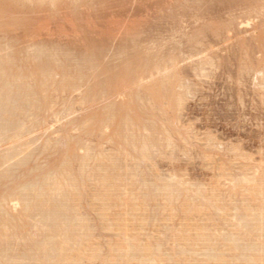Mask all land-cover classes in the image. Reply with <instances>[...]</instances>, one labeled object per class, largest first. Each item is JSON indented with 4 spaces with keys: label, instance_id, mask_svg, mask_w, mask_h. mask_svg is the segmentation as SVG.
I'll list each match as a JSON object with an SVG mask.
<instances>
[{
    "label": "rangeland",
    "instance_id": "374dc122",
    "mask_svg": "<svg viewBox=\"0 0 264 264\" xmlns=\"http://www.w3.org/2000/svg\"><path fill=\"white\" fill-rule=\"evenodd\" d=\"M189 1L0 0V264H264V0Z\"/></svg>",
    "mask_w": 264,
    "mask_h": 264
},
{
    "label": "bare ground",
    "instance_id": "6f19581e",
    "mask_svg": "<svg viewBox=\"0 0 264 264\" xmlns=\"http://www.w3.org/2000/svg\"><path fill=\"white\" fill-rule=\"evenodd\" d=\"M111 1H113V0H111ZM118 1H119V0H118ZM181 1H182V0H181ZM185 1H186V0H185ZM187 1H189V0H187ZM194 1H195V0H194ZM221 1H222V0H221ZM229 1H230V0H229ZM242 1H245V2H246L247 0H242ZM92 2H93V0H92ZM189 2H191V0H190ZM223 2H224V1H223ZM239 2H240V1H239ZM248 2H249V0H248ZM262 2H263V1H262ZM118 3H119V2H118ZM118 3H116V4L118 5ZM121 3H122V2H121ZM236 3H237V2H236ZM259 3H260V2H259ZM184 4H185V3H184ZM193 4H194V2H193ZM197 4H198V3H197ZM197 4H196V5H197ZM219 4H220V3H219ZM246 4H247V3H246ZM202 5H203V4H202ZM229 5H230V4H229ZM258 5H259V4H258ZM260 5H261V4H260ZM100 6H101V5H100ZM204 6H205V5H204ZM245 6H246V5H245ZM202 7H203V6H202ZM205 7H207V6H205ZM168 8H169V7H168ZM199 8H200V7H199ZM203 8H204V7H203ZM183 10H184V9H183ZM187 10H188V9H187ZM196 10H197V9H196ZM200 10H201V8H200ZM203 10H204V9H203ZM203 10H202V11H203ZM205 10H206V9H205ZM168 11H170V10H168ZM188 11H189V10H188ZM206 11H207V10H206ZM189 12H190V11H189ZM192 12H193V10H192ZM200 12H201V11H200ZM200 12H199V13H200ZM224 12H225V11H224ZM240 12H241V11H240ZM170 13H171V12H170ZM200 14H201V13H200ZM207 14H208V13H207ZM257 14H258V13H257ZM260 14H261V13H260ZM159 15H160V14H159ZM173 15H174L173 17L177 16V15H175V14H173ZM239 15H240V14H239ZM170 16H171V15H170ZM196 16H197V14H196ZM171 17H172V16H171ZM171 17H170V18H171ZM180 17H181V16H180ZM249 17H250V16H249ZM153 18H154V17H153ZM175 18H176V17H175ZM207 18H208V17H207ZM225 18H226V17H225ZM171 19H172V18H171ZM173 19H174V18H173ZM181 19H182V17H181ZM233 19H234V18H233ZM235 19H236V18H235ZM235 19H234V22H235ZM238 19H239V18H238ZM199 20H200V19H199ZM226 20H227V19H226ZM228 20L230 21V23L233 21L232 19H231V20H232V21H231L229 18H228ZM229 21H228V22H229ZM214 23H215V22H214ZM217 23H218V22H217ZM222 23H223V21H222ZM209 24H211V23H209ZM215 24H216V23H215ZM225 24H226V23L224 22V25H225ZM245 24H246V23H245ZM157 25H158V24H157ZM216 25H217V24H216ZM220 25H221V24H220ZM224 25H221V26H224ZM232 25H233V23H232ZM217 26H219V24H218ZM203 27H205V26H203ZM212 27H214L213 24H212ZM233 27H234V26H233ZM236 27H237V25H236ZM200 28H201V27H199V29H200ZM217 28H218V27H217ZM237 28H238V27H237ZM263 28H264V27H263ZM199 29H198V30H199ZM218 29H219V28H218ZM147 30H148V29H147ZM202 30H203V29H202ZM213 30H214V29H213ZM234 30H235V29H234ZM149 31H150V30H149ZM200 31H201V29H200ZM208 31H209V29H208ZM215 31H216V29H215ZM262 31H263V30H262ZM155 32H156V31H155ZM170 32H171V31H170ZM204 32H205V31H204ZM213 32H214V31H213ZM157 33H158V32H157ZM193 33H194V31H193ZM208 33H210V31H209ZM222 33H223V32H222ZM225 33H226V32H225ZM200 34H201V33H200ZM205 34H206V33H205ZM212 34L214 35L215 32L212 33ZM191 35H192V34H191ZM198 35H199V34H198ZM210 35H211V33H210ZM218 35H219V34H217V35H215V36L217 37ZM193 36H194V35H193ZM201 36H202V35H201ZM215 36H214V37H215ZM195 37L197 38L198 36H195ZM199 37H200V35H199ZM199 37H198V38H199ZM159 38H160V37H159ZM198 38H197V39H198ZM191 39H192V38H191ZM200 39H201V38H200ZM204 39H205V38H204ZM204 39H203V40H204ZM252 39H253V38H252ZM163 40H164V39H163ZM198 40H199V39H198ZM178 41H179V40H178ZM253 41H254V40H253ZM255 41H256V40H255ZM171 42H172V41H171ZM183 42H184V41H183ZM188 42H189V41H188ZM195 42H196V41H195ZM216 42H217V41H216ZM193 43H194V42H193ZM199 43H200V42H199ZM216 44H217V43H216ZM165 45H166V44H165ZM197 46H199V45H196V48H197ZM93 47H94V46H93ZM261 47H262V46H261ZM167 48H168V47H167ZM167 48H166V49H167ZM172 48H173V47H172ZM198 49H200V48H198ZM205 49H206V48H205ZM94 50H95V48H94ZM100 50H101V49H100ZM170 50H172V49H170ZM181 50H182V48H181ZM210 50H211V49H210ZM91 51H92V50H91ZM105 51H106V50H105ZM164 51H165V50H164ZM187 51H188V50H187ZM262 51H263V50H262ZM40 52H42V51H40ZM92 52H93V51H92ZM171 52H172V51H171ZM189 52H190V50H189ZM263 52H264V51H263ZM95 53H96V52H93V56H92V58L95 57V56H94ZM101 53H102V51H101ZM104 53H105V52H104ZM177 53H178V52H177ZM194 54H195V52H194ZM35 55H36V54H35ZM91 55H92V54H91ZM101 55H102V54H101ZM107 55H108V54H107ZM107 55L104 54L103 59H105V56H107ZM173 55H174V53H173ZM176 55H177V54H176ZM38 56H39V55H38ZM38 56H37V57H38ZM41 56H42V55H41ZM97 56H98V55H97ZM178 56H179V54H178ZM263 56H264V55H263ZM21 57H22V56H21ZM27 57H28V55H27ZM191 57H192V56H191ZM34 58H36V57H34ZM34 58H33V59H34ZM67 58H68V57H67ZM16 59H17V58H16ZM36 59H37V58H36ZM48 59H49V58H48ZM52 59H53V58H52ZM55 59H56V58H55ZM77 59H78V58H77ZM88 59H90V58H86V60H87V63H88V61H90V62H89V66H90V68H91V67H93V66H91V64H92L91 61H92L93 59H92V60H91V59L88 60ZM18 60H19V59H18ZM22 60H23V59H22ZM46 60H47V59H46ZM68 60H69V59H68ZM68 60H67V62L69 63ZM94 60H95V61H99V60H96V59H94ZM12 61H13V60H12ZM24 61H25V60H24ZM26 61H27V60H26ZM30 61H31V60H30ZM30 61H29V62H30ZM79 61H80V60H79ZM79 61H78V62H79ZM95 61H94V62H95ZM31 62H32V61H31ZM41 62H42V61H41ZM44 62H45V61H44ZM64 62H65V61H64ZM73 62H74V61H73ZM10 63H11V61H10ZM37 63H40V62L37 61L36 64H37ZM48 63H49V62H47V64H48ZM68 63H67V64H68ZM154 63H155V62H154ZM175 63H176V61H175ZM47 64H46V63H44V64H43V63H40V66H41V69H42V70L45 69V71H48V72H49L50 69H49V66H48V65H50V64H48V65H47ZM53 64H54V63H53ZM53 64H52V65H53ZM55 64H56V63H55ZM55 64H54V65H55ZM67 64H66V66H67V67H70V65H67ZM72 64H73V63H72ZM133 64H134V63H133ZM6 65H7V64H6ZM8 65H9V63H8ZM8 65H7V66H8ZM29 65H30V64H29ZM33 65H34V64H33ZM54 65H53V66H54ZM92 65H93V64H92ZM12 66H13V65H12ZM25 66H26V65H25ZM44 66H45V67H44ZM55 66H56V65H55ZM55 66H54V67H55ZM64 66H65V64L63 65V69H64ZM66 66H65V68H66ZM72 66H74V65H72ZM101 66H102V65H101ZM155 66H156V65H155ZM14 67H15V65H14ZM26 67H27V66H26ZM30 67H31V66H30ZM43 67H44V68H43ZM54 67H53V68H54ZM80 67L83 68L82 66H80ZM94 67H95V65H94ZM97 67H98V64H97ZM97 67H95V68H97ZM135 67H136V66H135ZM135 67L133 66L132 69L135 68ZM31 68H32V67H31ZM31 68H30V69H31ZM56 68H57V66H56ZM99 68H100V67H99ZM99 68H97V69H99ZM3 69H4V68H3ZM18 69H19V68H18ZM25 69H26V68H25ZM32 69H33V68H32ZM47 69H49V70H47ZM58 69H59V67H58ZM63 69H62V70L60 69V70H61L60 72H65V71H66V70L63 71ZM77 69H78V67H77ZM79 69H80V68H79ZM132 69H130V71H131ZM15 70H16V69H15ZM23 70H24V69H23ZM33 70H34L33 72H35V69H33ZM38 70H39V69H38ZM38 70H37V71H38ZM68 70H69V68H68ZM82 70H83V69H82ZM93 70H94V69H93ZM100 70H101V69H100ZM126 70H127V69H126ZM7 71H8V70H7ZM12 71H13V70H12ZM30 71H32V70H30ZM40 71H41V70H40ZM52 71H54V70H52ZM52 71H51V73H52ZM96 71H98V70H96ZM123 71H124V70H123ZM130 71H124V72L120 73V75H121V74H122V75H121V76H120V75H119V76H116V78H115L116 81L112 80V82H116L117 84L120 83L121 80H122V78H123V76L129 75ZM1 72H2V71H1ZM25 72H27V71H25ZM41 72H44V71H41ZM41 72H40V73H41ZM54 72L57 73L56 71H54ZM69 72H72V71H69ZM77 72H78V71H77ZM85 72H86V71H85ZM85 72H84V73H85ZM15 73H16V72H15ZM45 73H46V72H45ZM73 73H74V72H73ZM75 73H76V71H75ZM84 73H83V76L85 75ZM6 74H7V73H6ZM27 74H28V73H27ZM34 74H35V73H34ZM36 74H37V73H36ZM49 74H50V73H49ZM62 74L66 75L65 73H62ZM70 74H71V73H69L68 75H70ZM80 74H81V73H80ZM80 74H79V76H80ZM9 75H10V74H9ZM16 75H17V74H15L14 77H15ZM41 75H42V74H41ZM51 75L53 76V74H51ZM60 75H61V74H60ZM0 76H1V75H0ZM2 76H3V75H2ZM2 76H1V77H2ZM27 76H28V75H27ZM38 76H40V75H38ZM52 76H50V79H51ZM54 76H55V75H54ZM73 76H74V74H73ZM77 76H78V74H77ZM6 77H7V76H5V78H6ZM11 77H13V76H11ZM32 77L35 78L36 76H35V77L32 76ZM42 77H43V76H42ZM42 77H41V78H42ZM66 77H67V76H66ZM44 78H46V80H47L48 77L46 76V77H44ZM52 78H53V77H52ZM80 78H81V77H80ZM83 78H84V77H83ZM0 79L2 80V79H4V78L2 77V78H0ZM6 79H7V78H6ZM10 79H11V78H10ZM27 79H28V78H27ZM48 79H49V78H48ZM63 79H65V78H63ZM68 79L70 80L71 78H66L67 82H69ZM112 79H113V78H112ZM13 80H14V79H13ZM16 80H18V79H16ZM19 80H20V79H19ZM19 80H18V81H19ZM24 80H25V79H24ZM44 80H45V79H43V81H44ZM76 80H77V79H76ZM81 80H82V79H81ZM4 81H5V80H4ZM18 81H17V82H18ZM31 81H32V80H31ZM35 81H36V80H35ZM43 81H42V84H43ZM50 81H51V80H50ZM63 81H64V80H63ZM19 82H20V81H19ZM47 82H48V80H47ZM51 82H52V81H51ZM73 82H74V81H73ZM73 82H72V83H73ZM2 83H3V82H2ZM15 83H16V82H15ZM30 83H31V82H30ZM36 83H37V82H36ZM64 83H65V81H64ZM77 83H79V82H77ZM17 84H18V83H17ZM19 84H20V83H19ZM25 84H26V83H25ZM46 84H47V83H46ZM46 84H45V85H46ZM65 84H66V83H65ZM68 84H69V83H68ZM114 84H115V83H113V86L115 87L117 84H115V85H114ZM8 85H9V84H8ZM21 85H22V83H21ZM36 85H37V84H36ZM54 85H55V83H54ZM62 85H63V84H62ZM66 85H67V84H66ZM72 85H73V84H72ZM15 86H16V85H15ZM15 86H14V87H15ZM43 86H44V85H43ZM58 86H60V85H58ZM76 86H77V85H76ZM2 87H3V86H1V89H3ZM4 87H6V86L4 85ZM16 87L19 89V86H16ZM56 87H57V84H56ZM65 87H66V86H65ZM9 88H10V87H9ZM11 88H12V87H11ZM20 88H21V87H20ZM22 88H23V87H22ZM15 89H16V88H15ZM58 89H59V88H58ZM62 89H63V88H62ZM12 90H13V89H12ZM21 90H22V89H21ZM49 90H50V89H49ZM53 90H54V89H53ZM7 91H8V89H7ZM34 91H35V90H34ZM50 91H51V90H50ZM93 91H94V90H93ZM3 92H4V91H3ZM53 92H54V91H53ZM96 92H97V91H96ZM0 93H1V92H0ZM41 93H42V92H41ZM50 93H51V92H50ZM11 94H13V93H11ZM46 95H47V94H46ZM46 95H45V96H46ZM15 96H16V95H15ZM5 97H8V96H5ZM23 97H24V96H23ZM46 97H47V96H46ZM7 100H8V99H7ZM46 100H47V99H46ZM9 101H10V100H9ZM12 101H13V100H12ZM36 101H37V99H36L34 102H36ZM0 102H2V101H0ZM38 102H39V100H38ZM30 103H31V102H30ZM30 103H28V104H30ZM42 103H43V102H42ZM33 104H34V103H33ZM35 104H36V103H35ZM10 105H12V104H10ZM24 105H25V104H24ZM24 105H23L22 107H24ZM31 105H32V103H31ZM31 105H30L29 107H32ZM8 106H9V105H8ZM33 106H35V105H33ZM11 107H13V105H12ZM17 107H18V106H17ZM26 107H27V106H26ZM113 108H114V107H113ZM2 109H3V108H2ZM2 109H1V110H2ZM5 109H6V108H5ZM5 109L3 110V113H2V114H4ZM11 109H12V108H11ZM20 109H22V108H20ZM111 109H112V108H111ZM23 110H24V108H23ZM23 110H22V112H23ZM112 110H113V109H112ZM114 110H115V109H114ZM114 110H113V112H114ZM116 111H117V110H116ZM0 112H1V111H0ZM25 113H26V109H25ZM110 113H112V112H110ZM114 113H115V112H114ZM10 114H11V113H10ZM117 114H119V113L117 112ZM15 115H16V114H15ZM22 115H23V114H22ZM25 115H27V113H26ZM3 116H4V115H3ZM114 116H116V115H114ZM114 116H113V117H114ZM7 117H8V116L6 115V118H7ZM10 117H11V116H10ZM111 117H112V116H111ZM13 118H14V117H13ZM18 118H19V117H18ZM15 119H17V118H15ZM132 120H133V119H132ZM10 124H11V123H10ZM119 128H121V127H119ZM120 130H121V129H120ZM65 149H66V148H65ZM67 149H68V148H67ZM68 150L70 151V149H68ZM54 151H56V150H54ZM66 151H67V150H66ZM66 151H65V152H66ZM72 151H74V150H72ZM45 152H48V150L45 151ZM70 152H71V151H70ZM65 155H67V154H65ZM65 155H64V156H65ZM70 155H71V154H70ZM67 157H68V155H67ZM74 157H75V156H74ZM62 158H63V157H62ZM65 158H66V157H65ZM74 159H75V158H74ZM68 160H69V159L66 158V161H68ZM62 162H63V163H62ZM62 162H61L60 164H65V161H62ZM69 162H71V161L66 162V164H67V163L69 164ZM58 164H59V163H58ZM49 166H50V165H49ZM51 166H52V165H51ZM1 167H2V166H1ZM63 167H65V165H64ZM63 167H61V168H63ZM66 167H67V166H66ZM54 168H55V167H54ZM5 171H6V170H5ZM60 171H61V170H60ZM52 172H53V171H52ZM61 172H62V171H61ZM54 173H55V172H54ZM67 173H68V172H67ZM67 173L65 172V175H66ZM22 174H23V173H22ZM42 175H43V174H42ZM56 175H57V174H56ZM67 175H68V174H67ZM67 175H66V176H67ZM21 176H22V175H21ZM60 176H61V175H60ZM48 177H49V176H48ZM48 177H47V178H48ZM53 177H54V176H53ZM56 177H57V179L59 178L58 176H56ZM56 177H54V179H56ZM62 177H63V176H62ZM64 177H65V176H64ZM67 177H68V176H67ZM43 178H44V177H43ZM47 178H46V179H47ZM50 178H52V177H50ZM61 179H62V178H61ZM63 179H64V178H63ZM68 179H69V178H68ZM2 180H3V178H2ZM2 180H1V181H2ZM17 180H18V179H17ZM41 180H42V179H41ZM43 180H45V179H43ZM50 180H52V179H50ZM3 181H4V180H3ZM6 181H7V180H6ZM46 181H47V180H46ZM52 181H53V180H52ZM54 181H55V180H54ZM54 181L52 182V184L55 183ZM56 181H57V180H56ZM59 181H60V178H59ZM12 182H13V181H12ZM49 182H50V181H49ZM60 182H62V181H60ZM67 182H68V181H67ZM20 183H21V182H20ZM44 183H45V182H44ZM44 183H43V184H44ZM64 183H65V182H64ZM64 183H63V184H64ZM68 183H69V182H68ZM21 184H23V183H21ZM34 184H35V183H34ZM40 184H42V183H40ZM49 184H50V183H49ZM9 185H10V182H9ZM18 185H19V184H18ZM30 185H31V184H30ZM45 185H47V183H46ZM54 185H55V184H54ZM65 185H66V184H65ZM22 186H23V185H22ZM25 186H26V184H25L23 187L26 188L28 185H27L26 187H25ZM47 186H49V185H47ZM51 186H52V185H51ZM56 186H57V185H56ZM58 186H59V184H58ZM60 186H61V185H60ZM3 187H4V185H3ZM33 187H34V186H33ZM38 187H39V186H38ZM40 187H41V186H40ZM40 187H39V188H40ZM66 187H68V186L66 185ZM1 188H2V187H1ZM24 188H22V189H24ZM31 188H32V186H31ZM43 188H44V187H43ZM45 188H46V187H45ZM59 188H60V187H59ZM63 188H64V187H63ZM27 189H28V188H27ZM27 189H25L26 192H27ZM29 189H30V188H29ZM36 189H37V188H36ZM60 189H61V188H60ZM4 190H5V189H4ZM8 190H11V189L9 188ZM40 190H41V189H40ZM43 190H45V189H42V192H43ZM49 190H51V189H49ZM67 190H68V189H67ZM33 191H35V190L33 189ZM37 191H38V190H37ZM37 191H35V192H37ZM46 191H48V190H46ZM46 191H45V192H46ZM57 191H58V190H57ZM60 191H61V190H60ZM29 192H30V191H29ZM40 192H41V191H40ZM40 192H38V194H39ZM42 192H41V193H42ZM62 192H63V191H62ZM65 192H66V191H65ZM65 192H64V193H65ZM27 193H28V192H27ZM30 193H31V192H30ZM41 193H40L39 195H41ZM47 193H48V192H47ZM68 193H69V191H68ZM31 194H32V193H31ZM35 194H36V193H35ZM42 194L44 195V192H43ZM65 194L67 195V193H65ZM65 194H64V196H65ZM70 194H71V192H70ZM17 195H18V194H17ZM27 195H28V194H27ZM32 195H33V194H32ZM39 195H37V196L39 197ZM48 195H49V194H48ZM23 196H24V195H23ZM23 196H22V197H23ZM33 196H36V195H33ZM37 196H36V197H37ZM50 196H51V195H50ZM10 197H11V196H10ZM28 197H30V195L27 196V198H28ZM31 197H32V196H31ZM44 197H45V196H44ZM46 197H47V196H46ZM62 197H63V196H62ZM27 198L25 197V199H27ZM41 198H42V197H41ZM69 198H70V197H69ZM22 199H24V198H22ZM63 199H65V198H63ZM41 200H42V199H41ZM50 200H51V198H50ZM0 202H3V201L0 200ZM24 202H25V201H24ZM27 202H28V201H27ZM27 202H26V203H27ZM39 202H40V200H39ZM51 202H52V201H51ZM46 203H47V201H46ZM28 204H29V202H28ZM52 204H53V202H52ZM54 204H56V203H54ZM62 204H63V203H62ZM36 205H37V204H36ZM36 205L33 204L32 206L35 208V207H37ZM52 206L54 207V205H52ZM55 206H56V207H54V208H56L55 210H57V205H55ZM58 206H59V205H58ZM26 207H28V206H26ZM30 207H31V205H30ZM33 207H31V208H33ZM54 208H53V211H54ZM26 210H27V209H26ZM63 210H65V209H63ZM63 210H62V211H63ZM62 211H61V212H62ZM65 211H66V210H65ZM67 212H68V210H67ZM48 213H49V212H48ZM48 213H47V214H48ZM50 213H51V211H50ZM66 214H68V213H66ZM46 216H47V215H46ZM68 216H70V215H68ZM51 217H52V216H51ZM55 217H57V216L55 215ZM55 217H54V218H55ZM52 218H53V217H52ZM54 218H53V219H54ZM58 218H59V217H58ZM58 218H57V219H58ZM64 218H65V217H64ZM48 219H49V218H48ZM57 219H56V220H57ZM70 219H71V218H70ZM50 220H52V219H50ZM56 220H55V221H56ZM61 220H62V218H61ZM62 221H63V220H62ZM68 221H69V220H68ZM1 222H3V221H1ZM1 222H0V223H1ZM57 222H58V221H57ZM64 222L66 223V221H64ZM64 222H63V223H64ZM54 223H55V222H54ZM58 223H59V222H58ZM61 223H62V222H61ZM61 223H59V224H61ZM69 223H71V222L69 221ZM67 224H68V222H67ZM67 224H66V225H67ZM71 224H72V223H71ZM4 225H5V224H4ZM56 225H58V224H56ZM56 225H55V226H56ZM63 225H64V224H63ZM66 225H64V227H65ZM69 225H70V224H69ZM60 226H62V225H60ZM67 226H68V225H67ZM71 226H72V225H71ZM71 226H70V227H71ZM17 227H18V226H17ZM56 227L59 228V225L56 226ZM67 228H68V227H67ZM20 229H21V228H20ZM60 229H61V227H60ZM63 229H64V228H63ZM71 229H72V227H71ZM18 230H19V229H18ZM56 230H57V229H56ZM57 231H58V230H57ZM59 231H60V230H59ZM65 231H66V230H65ZM68 231H70V230H68ZM15 234H17V232H15ZM3 235H4V233H3ZM17 235H18V234H17ZM14 236H16V235H14ZM16 238H17V237H16ZM45 244H46V243H45ZM51 244H52V243H51ZM57 244H58V243H57ZM55 247H56V246H55ZM56 248H58V246H57ZM42 249H43V248H42ZM46 250H47V249H46ZM53 250H54V249H53ZM59 250H60V249H59ZM57 251H58V250H57ZM57 251H56V252H57ZM47 252H48V250H47ZM51 253H52V252H51ZM58 253H59V252H58ZM44 254H45V253H44ZM59 254H60V253H59ZM54 255H56V254H54ZM56 256H58V255H56ZM46 257L48 258V256H46ZM7 259H8V258H7ZM7 259H6V260H7ZM55 259H56V258H55ZM57 259H58V258H57ZM49 261H50V260H49ZM58 262H59V261L57 260V263H58ZM1 263H3V262H1ZM42 263H43V262H42ZM3 264H5V263H3ZM52 264H53V263H52ZM54 264H56V263H54ZM60 264H61V263H60Z\"/></svg>",
    "mask_w": 264,
    "mask_h": 264
}]
</instances>
